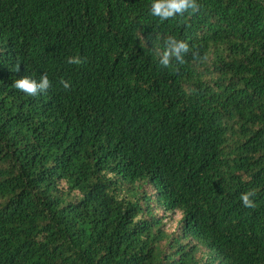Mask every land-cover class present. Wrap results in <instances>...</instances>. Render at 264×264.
<instances>
[{"label":"trees","instance_id":"obj_1","mask_svg":"<svg viewBox=\"0 0 264 264\" xmlns=\"http://www.w3.org/2000/svg\"><path fill=\"white\" fill-rule=\"evenodd\" d=\"M154 2L0 0V264H264V0Z\"/></svg>","mask_w":264,"mask_h":264},{"label":"clouds","instance_id":"obj_2","mask_svg":"<svg viewBox=\"0 0 264 264\" xmlns=\"http://www.w3.org/2000/svg\"><path fill=\"white\" fill-rule=\"evenodd\" d=\"M191 9L192 13L199 10V6L196 0H155L150 6V14L153 17H158L161 21L168 20L174 17L176 14L183 15L186 11ZM188 45L182 41H176L174 38H168L165 41L164 50L158 52L160 57V64L167 68L170 65V61L173 57L180 63H184L183 56L188 53ZM194 58H199L198 53H193ZM204 59H207L205 56ZM84 61L78 57L73 56L68 58V63L72 65H81ZM59 83L65 90L70 88V83L65 80H60ZM51 82L48 79L47 74L40 77L39 82L33 80L27 76L16 79L12 87L28 96H36L39 93L46 92L51 87ZM255 195L254 191H249L241 195L240 200L244 207L254 208L255 204L251 197Z\"/></svg>","mask_w":264,"mask_h":264},{"label":"rangeland","instance_id":"obj_3","mask_svg":"<svg viewBox=\"0 0 264 264\" xmlns=\"http://www.w3.org/2000/svg\"><path fill=\"white\" fill-rule=\"evenodd\" d=\"M177 219H178V216L177 215L173 216L172 218L167 219L168 220L167 221V226L171 223V221H173V223L170 224V227L173 228L174 221L177 220Z\"/></svg>","mask_w":264,"mask_h":264}]
</instances>
